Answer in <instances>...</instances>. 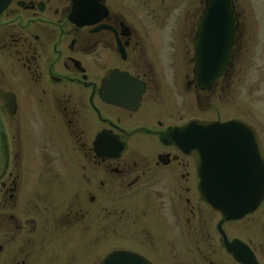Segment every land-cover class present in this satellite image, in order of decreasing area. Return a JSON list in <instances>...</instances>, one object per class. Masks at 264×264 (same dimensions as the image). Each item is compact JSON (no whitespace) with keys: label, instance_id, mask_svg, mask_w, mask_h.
I'll use <instances>...</instances> for the list:
<instances>
[{"label":"flooded vegetation","instance_id":"1","mask_svg":"<svg viewBox=\"0 0 264 264\" xmlns=\"http://www.w3.org/2000/svg\"><path fill=\"white\" fill-rule=\"evenodd\" d=\"M78 1L84 25L69 19L73 0H8L0 11V129L5 124L14 134L5 139L0 130V141L8 148L21 146L27 164L60 166L45 163L34 170L32 165L26 172L5 171L4 180L0 176V264H76V255L65 253L77 249L79 240L93 246L101 215L115 226L134 216L138 252L127 251L141 255L182 246L203 259L173 264H214L200 178L192 157L174 148L169 134L199 120L193 112L203 104L212 107L213 89L219 82L221 92L227 88L233 67L245 58L241 4L229 0L236 24L229 67L201 91L195 45L210 0ZM213 24H206L201 41L206 55L222 47ZM179 89L191 98L179 99ZM250 126L264 163V133ZM13 151L8 156L16 160ZM262 193L253 212L229 221L239 224L249 217L248 225H236V233L259 237L260 243L229 239V222L219 224L226 240L246 244L258 264L257 254L264 253ZM220 220L214 235L237 264L219 235ZM45 240L60 250L31 254V242Z\"/></svg>","mask_w":264,"mask_h":264},{"label":"water","instance_id":"2","mask_svg":"<svg viewBox=\"0 0 264 264\" xmlns=\"http://www.w3.org/2000/svg\"><path fill=\"white\" fill-rule=\"evenodd\" d=\"M8 0H0V11ZM78 0H73L69 19L77 25L87 24L85 11L79 10ZM199 23L196 49V86L208 90L212 82L221 77L228 65L230 37L236 27L229 0H210ZM209 20L214 24L215 35L221 38V49L206 55L201 41ZM204 23V26H203ZM171 143L183 155L192 157L199 186L205 202L221 222L236 221L253 212L264 189V163L259 137L254 129L240 120L224 122L192 119L175 127L169 134ZM118 151V149H116ZM223 244L237 264H258L255 255L237 239L230 242L219 230ZM98 264H150L142 256L129 251H112Z\"/></svg>","mask_w":264,"mask_h":264},{"label":"rangeland","instance_id":"3","mask_svg":"<svg viewBox=\"0 0 264 264\" xmlns=\"http://www.w3.org/2000/svg\"><path fill=\"white\" fill-rule=\"evenodd\" d=\"M238 2L239 4H241L240 8L242 14L245 15V19L242 23L243 31H245L243 41H245L247 47H242L241 49V54L245 58L242 59L239 66L233 67L234 75L232 76V79L229 80L227 88H225L221 92L219 89L221 83L219 82L218 86L213 89V92L211 93V95L213 96L212 107L210 109H207V107L203 104L200 106L201 108L198 112H193V115H196L199 120L205 119L209 121L211 120L213 122L218 120L223 122L227 119L233 120L234 118H237L247 124L252 125L256 128V130H261V133H264V0H238ZM251 4H255L254 7L251 6ZM164 78L165 79L163 82L165 86L169 79L166 77ZM180 84L181 82L179 83V86ZM165 90L166 88L163 91L164 96ZM179 91V99L191 98L190 94L185 93L181 89H179ZM198 96L203 97L205 95L203 94ZM170 98L173 100L171 96ZM184 115V117H186L187 115H190V112H186ZM3 116L4 118L6 117L5 115ZM2 128L3 129H0L2 131V138L7 139L8 135V137L10 138L14 135L13 131L9 130L10 128L5 124H3ZM2 138L0 137V139ZM9 149L14 150L12 154L17 155L16 160H12L11 157L8 156ZM21 150L22 147L18 146L17 144H13L8 148L6 142H3V140L0 141V176L3 175V180L6 176L5 171L26 172L32 165L34 166V170H40V167L45 163L46 166H49L50 164L52 167H60L55 162L37 163L31 161V163L27 164V162L21 158L23 155V153H20ZM48 197V195L45 196L44 201L46 200L47 202L49 200ZM40 201L42 202V200ZM115 202L119 203V200H116ZM122 202L128 204L129 200H122ZM207 209V217L211 226L210 234L212 236V250L210 253L211 256L214 257V264H234L227 253H225L223 245H221V243L218 244V237L214 235V224L219 220V216L215 215L210 207H208ZM262 209L263 207L261 206L259 211ZM259 211L255 213V217L259 216ZM100 218L103 219V216L101 215V217L99 216L97 218L99 222H95V226L93 229V246L89 242L86 243L84 240H79L77 249H73V251L72 249H70L68 253H65L72 254V256L76 255V264H98L99 261L107 253L114 251V249H132L133 251L138 252L134 240L135 227L132 223L134 222L133 215L127 220V223H125L124 226H119L120 224L115 226L117 224L116 221L111 222L110 225H107V223L102 222L103 220H101ZM248 218L249 217H247V219ZM247 219L245 218V220H242L239 224H243V226L248 225L246 221ZM120 223H122V221ZM239 224L237 222H229L226 224L229 239L239 237L243 240L260 243L259 237L253 238L251 235L249 236L246 233H244L245 235H237L236 225ZM260 238L261 244L264 247V237L261 236ZM16 240H18V237L15 238V241ZM31 243L32 244L29 245L31 254H36L40 251L53 252L55 250H60V245H56V247H54L56 242L49 243V240L39 242L33 241ZM21 244L22 243L19 242L18 246L21 247ZM14 245L16 247V244ZM200 246V251H202V255L205 257V247L202 246V244ZM23 247H25L26 249L28 248L27 245H22V249H24ZM67 249L68 247L65 248V250ZM72 252H74V254ZM188 252V248L184 249L181 246L180 249H166L161 253H144L141 255L146 256L150 260H153L154 264H173L175 262L203 259L201 257H197V254H195V252L193 254H191L190 252L188 254ZM53 254L59 253L57 252ZM257 256V258L259 259V264H264V253L257 254Z\"/></svg>","mask_w":264,"mask_h":264}]
</instances>
